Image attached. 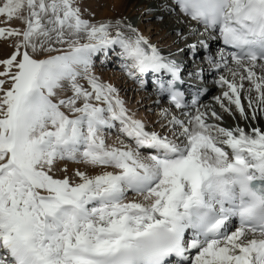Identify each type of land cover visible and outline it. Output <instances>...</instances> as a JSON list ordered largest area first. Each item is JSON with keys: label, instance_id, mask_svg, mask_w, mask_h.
<instances>
[{"label": "snow or ice", "instance_id": "snow-or-ice-1", "mask_svg": "<svg viewBox=\"0 0 264 264\" xmlns=\"http://www.w3.org/2000/svg\"><path fill=\"white\" fill-rule=\"evenodd\" d=\"M161 7L185 18L179 41L197 37L177 53H203L219 111L199 104L202 86L186 102L184 60L127 18L0 0V264H264V0ZM113 56L167 98L159 131L96 73Z\"/></svg>", "mask_w": 264, "mask_h": 264}, {"label": "bare ground", "instance_id": "bare-ground-1", "mask_svg": "<svg viewBox=\"0 0 264 264\" xmlns=\"http://www.w3.org/2000/svg\"><path fill=\"white\" fill-rule=\"evenodd\" d=\"M85 6L88 8L90 12L95 13V19H108V18H127L134 26L140 29V31L147 36L150 41L154 44H157L164 53H168L171 51L176 54L180 59L186 57L187 54H179L177 53V46L183 48L185 43H193L197 37H191L187 41L181 42L179 41L176 33L177 31L181 32L184 27H186V33H188L189 26L187 23H180L179 21L185 20L184 17L174 21L171 13L161 7L163 0H83ZM147 9H153L154 11L149 12ZM158 16H162L163 19H157ZM146 24L151 27V30L143 29V26ZM194 25L195 22H192ZM149 29V28H148ZM173 33L175 36L173 37ZM176 41L174 45L173 42ZM213 43L214 41H210ZM167 47H170L167 48ZM186 59V58H185ZM108 62V61H107ZM107 62L101 63V61L95 62V65H104L106 66ZM118 63H122L119 59ZM120 66L118 64L116 67ZM122 66V64H121ZM186 70L193 69L195 72L199 71V67H203L207 72L205 75V86L207 87V97L213 98L215 96H219L222 92L216 95L212 92L213 89H219V86L213 83L215 79L213 73L208 70V65L206 61H203L200 64H196L194 66L191 65V59L184 64ZM105 68V67H104ZM95 71L98 75L102 77L105 81L113 83L118 89H120V95L125 100L126 106L129 107L132 111L137 114L138 118L143 119L146 122V125L149 129L155 128L156 130H160L158 125L154 123L157 120V114L160 111V107L167 108V105L163 104L162 106H157V101L161 100V97L155 92L154 88H144L141 87L139 83L133 81L128 78L125 74L124 70L120 72L109 71L100 68ZM100 71V72H99ZM194 72V73H195ZM193 73V72H192ZM149 79H154L153 76H146L145 81H150ZM122 80L124 83H122ZM136 87H133V84ZM137 83V84H136ZM128 94V97H127ZM215 95V96H214ZM134 97V99H133ZM204 99L200 105L211 106L219 109V105L214 100V104L210 103L206 104ZM209 100V99H208ZM213 102V101H212ZM225 103H227L225 101ZM242 103L246 105V101L242 100ZM156 109V113L153 114V110ZM220 110V109H219ZM179 114V112H177ZM224 119H226L232 126L236 124H240L244 126L245 121L241 120L238 113H234V117L228 115L227 113H223ZM261 127H264V119L256 121ZM223 122V126H226ZM112 133H110L108 137V142L112 143L116 136L118 135L117 129H112Z\"/></svg>", "mask_w": 264, "mask_h": 264}, {"label": "rangeland", "instance_id": "rangeland-1", "mask_svg": "<svg viewBox=\"0 0 264 264\" xmlns=\"http://www.w3.org/2000/svg\"><path fill=\"white\" fill-rule=\"evenodd\" d=\"M171 16H172V14H171ZM173 17V16H172ZM173 19H174V21H177V20H175V18L173 17ZM143 26V29L145 28L146 30H151L152 29V26L151 27H149V26H147L146 24H144V25H142ZM149 28V29H148ZM181 32L182 33H185L186 34V27H184V29H182L181 30ZM175 36V33H173V37ZM167 48H169L170 49V47H167ZM11 52V48H9L8 46H7V44L4 42V41H2V40H0V59H3V58H5L9 53ZM166 54V53H165ZM168 54V53H167ZM166 54V55H167ZM199 57L200 58H194V59H192L193 61H191V65H196V64H200V63H202L203 62V58L201 57V55H199ZM188 59H189V57H187ZM184 59V58H183ZM187 59V60H188ZM199 59V60H198ZM97 61H100V60H96V62ZM119 62V58L118 57H115V56H113L112 57V59L111 60H109L108 62H107V64H106V66H104V65H95V68L97 69V70H100V68H103L104 70H109V71H116V70H119L120 72H122L123 71V68H122V66H121V64L122 63H118ZM187 62V61H186ZM118 64H120V66H118V67H116ZM105 67V68H104ZM0 70H2V69H0ZM100 72V71H99ZM206 81V80H205ZM122 83H124V81L122 80ZM133 84V83H132ZM137 84V83H136ZM133 87H136L134 84H133ZM146 89V88H145ZM220 90H222L220 87H219V89H213L212 90V92H214L216 95H218L221 91ZM215 96V95H214ZM127 97H128V94H127ZM133 99H134V97H133ZM207 100H205V102H206V104H208V103H210L211 105H213L214 104V99L213 98H210V97H207L206 98ZM209 99V100H208ZM213 101V102H212ZM160 103H159V106L158 107H160V106H162L164 103L162 102V100L161 101H159ZM215 108V107H214ZM217 111H219V109L218 108H215ZM154 113H156V109H154L153 110V114ZM233 117V116H232ZM225 124H227L226 126H232L226 119H224V121H223ZM112 133V132H111ZM76 167V165H73V164H69V174H71V172H72V170L74 169ZM95 171H99V169H97V170H95Z\"/></svg>", "mask_w": 264, "mask_h": 264}]
</instances>
